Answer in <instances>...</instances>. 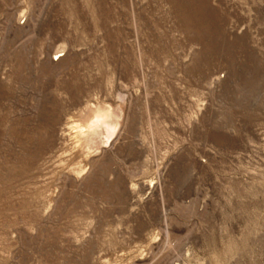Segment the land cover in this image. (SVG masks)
<instances>
[{"label":"rangeland","instance_id":"1","mask_svg":"<svg viewBox=\"0 0 264 264\" xmlns=\"http://www.w3.org/2000/svg\"><path fill=\"white\" fill-rule=\"evenodd\" d=\"M0 264H264V0H0Z\"/></svg>","mask_w":264,"mask_h":264}]
</instances>
